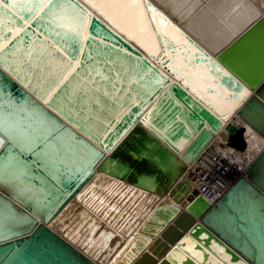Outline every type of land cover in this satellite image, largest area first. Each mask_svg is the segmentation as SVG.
<instances>
[{"label":"water","instance_id":"water-1","mask_svg":"<svg viewBox=\"0 0 264 264\" xmlns=\"http://www.w3.org/2000/svg\"><path fill=\"white\" fill-rule=\"evenodd\" d=\"M5 2L0 85L24 119L19 126L39 116L52 147L42 155L20 136L13 147L5 132L12 129L0 120V163L9 173L0 177V264H215L209 247L238 263L264 264V147L215 200L185 190L186 162L224 120L162 69L169 57L161 34L152 61L81 0ZM144 2L154 23L151 10H159ZM14 29L24 31L11 35ZM184 41L185 68L202 64L230 97L241 96L237 114L264 136V13L215 55L187 34ZM74 60L80 66L61 82ZM9 149L26 166L22 181L11 178L18 163L5 159ZM173 189L175 198L161 196ZM132 232L122 260L110 261Z\"/></svg>","mask_w":264,"mask_h":264},{"label":"bare ground","instance_id":"bare-ground-1","mask_svg":"<svg viewBox=\"0 0 264 264\" xmlns=\"http://www.w3.org/2000/svg\"><path fill=\"white\" fill-rule=\"evenodd\" d=\"M81 1L91 9L93 8L91 10L92 13H96L100 18L105 19L109 25L118 30L123 37L128 39L133 46L139 48L143 54L154 55L151 59L152 61H156V56L161 52V46L157 39V33L159 32L161 41L164 44L162 54L165 57H169V63H167L166 67L162 66V69L168 68L165 72L169 70L171 73L172 71L170 75L180 78L183 85L188 84V89L202 101L207 102L210 100L212 102L211 109L223 118L222 127L214 133L207 145L192 161L186 162V168L180 177L181 179L184 178V184L187 186L185 188L186 191L191 190L192 193L196 190V192L202 193L205 197L207 196V191H211L206 198L210 201L215 200L223 192L222 190L231 184L238 175L234 176V171L241 166H245L264 147V136L237 114L235 108L241 101V96L236 97L233 94L230 97L226 87L218 86V81L213 80L214 74L210 76L209 69L204 65L197 64L191 67L190 64H187L188 68H185L186 64L183 61V57L179 54V46H185L186 42L184 39L187 34L203 50L215 55L217 51L264 13V0H150L159 10V12L151 10L155 16L154 23L150 21L144 0H138L136 3L131 2V0ZM163 13L169 17V21L161 26L158 18ZM176 26L181 29V32L175 28ZM15 32L16 30L14 29L11 35ZM172 48H174V52ZM190 49L195 50L196 48L191 45ZM164 55L160 56V61H162ZM190 55L191 57L194 56L193 52L185 54L188 59H190ZM161 64L163 65V63ZM201 74L209 76V80H206ZM207 85L218 89L220 93L208 92L206 90ZM248 91L249 89L247 88L243 89V93ZM15 110L17 111V108ZM26 114L30 115L28 112ZM0 120H3L2 122L10 127V121L5 114H0ZM15 120L19 123L24 121L23 117L18 115ZM95 120L96 118L93 119V121ZM230 123H234L235 126L228 128ZM234 127H241L242 129L243 142L240 145H243V147L241 148L238 147L240 145H237V133L239 130L234 133ZM17 128H21V126L18 124ZM11 129L13 130V128ZM13 131L18 134L15 129ZM17 136L27 140L26 136L19 134ZM233 140L235 141L232 142ZM182 143H179V146ZM252 143H255L256 147L251 146ZM251 153L253 154L251 155ZM239 173H243V170ZM211 175L216 177L219 182L210 180ZM222 183L223 187H221ZM171 194L174 196L172 197ZM166 195L175 198L179 193L173 189L161 196ZM194 219L198 220L200 216H194ZM138 229L136 228L135 230L137 231ZM134 236L135 233L132 232L130 237L124 238L121 247L110 261L122 260L121 255L124 253L125 247L130 242L133 244ZM209 249L212 256H215V258L225 264H243L231 260L229 253L225 249L219 250L211 247ZM198 252H195L196 256ZM130 254L133 255L132 252ZM196 256L194 257L196 258ZM215 258L211 257L210 259L215 264H221ZM127 261L129 260L123 262Z\"/></svg>","mask_w":264,"mask_h":264},{"label":"snow or ice","instance_id":"snow-or-ice-1","mask_svg":"<svg viewBox=\"0 0 264 264\" xmlns=\"http://www.w3.org/2000/svg\"><path fill=\"white\" fill-rule=\"evenodd\" d=\"M131 2L136 3L138 2V0H131ZM47 3H51V0H47ZM0 5H3L4 8L9 7V5L5 2V0H0ZM44 6L46 7L47 4H45ZM20 19L23 20L24 18L21 17ZM16 31L17 33H19L24 30L17 29ZM73 64L75 65V67H72V65L68 66V68L65 70L62 76L61 82H63V80H67L68 77L72 75L73 72H75L76 68L80 66L79 60H74ZM105 79H108V77H105ZM243 94H244L243 92L240 93V95ZM104 95L107 96L108 93L104 92ZM48 102H49L48 99H45V103ZM0 109L4 111L5 115L9 119L10 127L15 129L19 135L26 136L29 148H31L33 151H35L36 148H39L42 155H48V149L52 147V144L51 141L49 140V132L47 130V126L44 124V122L40 119L39 116L33 115L32 117L33 123H30L27 126H23L21 128H17L19 122L15 120V117L18 115V112L15 109H13L12 102L8 101L5 98L3 85H0ZM20 111H24V109L21 108ZM29 129H31V131H29ZM156 131H160V130L156 129ZM5 132L11 139L12 146L14 147L17 142V135L14 134V131L9 130L8 128L5 129ZM3 145H4V140L0 139V146ZM5 159L9 161L13 159L17 160L18 166L13 171H11L10 175L12 179L16 181H22V178L27 175L26 166L19 164L18 158L11 154L10 149L6 152ZM8 174L9 173L6 172L4 164L0 163V177H3ZM101 203H103V201H101Z\"/></svg>","mask_w":264,"mask_h":264},{"label":"rangeland","instance_id":"rangeland-1","mask_svg":"<svg viewBox=\"0 0 264 264\" xmlns=\"http://www.w3.org/2000/svg\"><path fill=\"white\" fill-rule=\"evenodd\" d=\"M251 146L256 147V146H255V143H252ZM251 151H252V150H251ZM226 152H227V151H226ZM252 154H253V153H251V155H252ZM235 161H237V160H235ZM243 168H244V166H241L239 169L235 170V171H234V176H236L237 174H239V172H241V171L243 170Z\"/></svg>","mask_w":264,"mask_h":264},{"label":"built area","instance_id":"built-area-1","mask_svg":"<svg viewBox=\"0 0 264 264\" xmlns=\"http://www.w3.org/2000/svg\"><path fill=\"white\" fill-rule=\"evenodd\" d=\"M210 180H212V181L216 180V182H217V181L219 182V180H218L216 177H214L213 175L210 176ZM223 186H224V185H223V183H222V184H221V187H223ZM210 193H211V191H207V196L210 195ZM207 196H206V197H207Z\"/></svg>","mask_w":264,"mask_h":264}]
</instances>
